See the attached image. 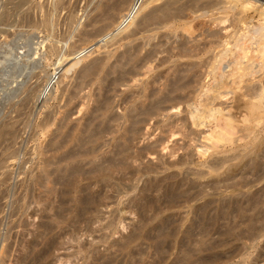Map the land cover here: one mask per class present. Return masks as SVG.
I'll use <instances>...</instances> for the list:
<instances>
[{
	"label": "rangeland",
	"instance_id": "374dc122",
	"mask_svg": "<svg viewBox=\"0 0 264 264\" xmlns=\"http://www.w3.org/2000/svg\"><path fill=\"white\" fill-rule=\"evenodd\" d=\"M97 1L0 0V264H264V117L248 121L236 102L229 52L202 76L218 48L211 42L233 34L229 20L213 21L219 9L232 19L244 5L254 23L264 0L222 2L214 15L191 0H155L110 38L101 36L126 4L110 21ZM163 7L174 15L165 26ZM196 43L206 47L193 56ZM254 62L244 78L264 87ZM218 81L227 86L215 96ZM195 113L203 124L191 125ZM224 131V141L210 139ZM203 145L213 147L202 154ZM146 180L194 187H178L171 203L148 191L143 208L136 197ZM88 195L96 197L87 205Z\"/></svg>",
	"mask_w": 264,
	"mask_h": 264
},
{
	"label": "bare ground",
	"instance_id": "6f19581e",
	"mask_svg": "<svg viewBox=\"0 0 264 264\" xmlns=\"http://www.w3.org/2000/svg\"><path fill=\"white\" fill-rule=\"evenodd\" d=\"M107 2L106 3H102L101 0H98L96 3H95V6L94 8L96 10L99 11L98 15L99 17H103V18H107V19H110L112 17V20L110 21H113V16L115 15V13H111V14H108L109 11L111 9H113L115 6V4H117L118 2H121L122 4L125 3V10L123 12H121L119 15H118V21L116 22V24L110 29V31H108L107 33L103 34L101 37L105 38V37H108L110 38L111 36H114L116 33H118L119 31H121L122 29H124L127 24L129 23V19L138 13L139 10L142 9L143 6H145L146 4L150 3L151 1H155V0H115V1H109V0H106ZM171 1V0H170ZM172 1H175V0H172ZM232 1H237V0H191V2H193V9L194 11H198V10H205L207 12H210V15H214L216 12L214 11V8L215 6L217 7V5H219L220 3L222 2H226L228 4H230V2L232 3ZM251 1V0H249ZM263 1V0H262ZM168 2V1H167ZM190 2V1H189ZM190 2V3H191ZM240 2V1H239ZM173 3V2H172ZM237 3V2H236ZM235 3V4H236ZM251 3V2H250ZM171 4V3H170ZM169 4V5H170ZM224 4V3H223ZM246 4V3H245ZM120 5V4H119ZM166 5V4H165ZM168 5V4H167ZM166 5V6H167ZM241 5V4H240ZM251 5V4H250ZM221 6V4H220ZM226 5H223L222 7V10L219 9L220 11L217 13V17H213V21H215L217 24H221V23H224L226 22V20H229V24L228 26H230L233 30V34L231 35V33L229 34L230 36L227 37L228 33L224 34L223 36H220L218 35L217 37H215V40L217 43H215V41H210L212 43V46H214V48H217L216 53L214 55H212V59L209 60L208 59V66L206 65V68L207 69H204L202 71V76L204 75H208L210 74L211 75V72H213V75L215 74V65H212L213 63L217 62L219 63L220 60L223 58L224 56V53H228L230 54V56H232V65H231V68H229L230 70L227 72V74L229 76H232V81H234L235 84V88L237 89V93L235 94L236 95V99H238L239 101H236V102H240L241 101V105L243 106V109L246 113V116H247V119L248 121H256V122H260L261 119L264 117V109H263V102L262 99L264 98V87H260L258 88L256 85L253 84L252 80L248 81L246 80L244 77L245 76H250L253 75V70L252 69V63L255 61L257 62L258 64V59L261 61V66L263 67L264 66V30L262 31V28H264V12H261V14H259L260 17L257 18V20H255L254 23H252V21H250L249 19H247V15H246V12H247V9L248 7H245L244 5L240 6L239 8V11L238 13L235 15V17H233L232 19L230 18V16L228 15V10H226ZM234 7V6H233ZM220 8V7H218ZM115 9V8H114ZM217 9V8H215ZM161 14L159 15V20L161 22H164V24L162 26H165V22H167L168 20H170L171 18L174 17V15L172 14V12H170L169 10V7H163L161 8ZM218 10V9H217ZM231 10H232V7H231ZM119 13V12H118ZM108 17H107V16ZM249 18V17H248ZM141 20L139 22H141L140 24L139 23H136V24H139L138 26H136V30L139 32V30L141 29V25L144 23H146L148 20L151 19V15L150 13H146L144 14L141 18ZM132 24L134 23V21H131ZM138 22V21H137ZM249 23H252L251 25ZM135 24V23H134ZM143 24V25H144ZM106 25V24H105ZM250 25V26H249ZM144 27V26H143ZM134 28V27H133ZM222 28H225V27H222ZM97 29V28H96ZM133 31V30H132ZM135 31V32H137ZM96 33L94 34H97L99 33V31H95ZM209 32V31H208ZM134 32H132L131 34H133ZM215 36V34H214ZM255 38L254 41L250 42L248 45L245 44V40L247 39H252V38ZM100 38V37H99ZM103 38H101L100 40H103ZM243 38V41L241 40V42H239V39ZM106 40V39H105ZM250 41V40H249ZM206 43V42H205ZM209 43V42H208ZM197 44V43H196ZM200 44V43H199ZM204 44V43H202ZM208 45V44H207ZM250 45V46H249ZM254 45V46H253ZM179 46V45H178ZM194 46V45H193ZM197 48L196 47H193V52H192V55L194 56L195 54H198L199 52H201V50H204L205 49V45L203 46H199L197 44ZM81 47V46H80ZM192 47V46H191ZM181 49V47H180ZM186 49V48H185ZM184 49V50H185ZM189 49V48H188ZM237 49V50H236ZM183 50V49H182ZM180 50V51H182ZM191 50V48H190ZM79 51V50H78ZM227 51V52H226ZM181 53V52H180ZM148 55V54H147ZM226 55V54H225ZM208 56V55H207ZM78 57V56H77ZM210 56H208L209 58ZM225 57V56H224ZM207 58V57H206ZM206 60V59H204ZM244 60V61H243ZM205 62V61H204ZM254 62V63H255ZM195 63V62H194ZM231 64V63H230ZM192 65V63H191ZM202 66L205 65V63H202L201 64ZM255 65V64H254ZM202 66H199L200 68ZM191 67V66H190ZM196 67V66H195ZM219 67V66H218ZM199 68V70H201ZM87 69V68H85ZM219 71L220 69L217 68ZM217 70V71H218ZM258 70V69H257ZM184 71V70H183ZM194 71V70H193ZM255 71V70H254ZM89 70H85V72H83V74L87 75L89 74ZM199 72V71H198ZM200 73V72H199ZM219 73V72H218ZM257 73V72H256ZM198 74V73H197ZM226 74V75H227ZM194 75V74H192ZM225 75V76H226ZM196 76V75H195ZM209 76V75H208ZM219 76H223V73H219ZM179 78V77H178ZM177 78V79H178ZM213 78V77H212ZM226 78V77H225ZM30 79V77H29ZM237 79V81L235 80ZM221 80V79H220ZM222 81V80H221ZM221 81H218L214 88H213V92H215V96H216V93L217 94H221L220 91L218 90L219 88H222L223 85H226L224 84V82H221ZM174 82V81H173ZM192 82V81H191ZM23 83V82H22ZM226 83V82H225ZM231 84V83H230ZM181 85V84H180ZM205 85V84H204ZM178 86V85H177ZM227 86V85H226ZM173 87V86H172ZM179 88V87H178ZM230 88V87H229ZM233 89V90H236V89ZM224 89V88H223ZM222 89V90H223ZM232 89V88H231ZM231 91V90H230ZM203 92V91H202ZM234 92V91H233ZM168 93V92H167ZM96 94V93H95ZM228 94V93H226ZM234 94V93H233ZM209 96V95H208ZM210 97V96H209ZM214 97V96H213ZM221 97V96H220ZM232 98V97H231ZM219 99V98H218ZM159 100V99H158ZM157 100V101H158ZM198 100V99H197ZM36 101V100H35ZM156 102V101H155ZM151 103H154V102H151ZM158 103H160L158 101ZM34 104V103H33ZM155 104V103H154ZM150 105V104H149ZM158 105V104H157ZM174 105V104H173ZM198 106V105H197ZM211 106V105H210ZM146 107V106H145ZM159 107V105H158ZM176 107V106H175ZM208 107V106H207ZM134 108V107H133ZM139 108V107H138ZM148 108V107H147ZM219 108V107H218ZM150 109V108H149ZM210 109V108H209ZM34 110V109H33ZM147 110V109H146ZM189 110V109H188ZM224 110V108H223ZM148 111V110H147ZM206 112V110H204ZM208 111V109H207ZM203 111H201V113H205ZM210 113V112H209ZM205 113L203 115H205V117H210L212 115V113ZM133 114V113H132ZM140 114V113H139ZM147 114H149V112H147ZM196 114V113H195ZM199 114V113H198ZM142 115V114H141ZM202 114L198 115H192L191 114V125L193 126H196V125H199L201 124L202 122L200 121L203 116H201ZM107 116V115H106ZM129 116V115H128ZM136 116V115H135ZM108 117V116H107ZM212 118H214L213 116H211ZM111 118V117H110ZM189 119V118H188ZM141 120V123H142V119ZM145 120V119H144ZM131 122V121H130ZM138 122L137 121H134L132 122L133 124L131 125H134ZM214 122V121H213ZM10 124V123H9ZM130 124V123H129ZM138 124V123H137ZM203 124V123H202ZM251 128V127H250ZM11 129L12 127L8 125H5L4 127V130H3V133L4 134H10L11 132ZM129 129V128H128ZM84 131V130H83ZM136 133V132H135ZM66 135V134H65ZM230 135L228 132H223L222 134H219L217 136H210V139L214 140L215 142H222L224 141V138L225 136H228ZM168 136V135H167ZM80 138V137H79ZM81 140V139H80ZM156 140V139H155ZM158 140V139H157ZM59 141V140H58ZM159 141V140H158ZM157 141V142H158ZM156 142V143H157ZM154 143V142H153ZM159 143V142H158ZM120 144V143H119ZM53 145V144H52ZM124 145V144H123ZM155 145V144H154ZM159 145V144H157ZM155 145V146H157ZM117 146V145H116ZM153 144L151 146H147V147H144L146 149V152L147 153H150L152 152L153 150ZM163 146V145H162ZM204 146V150H201L200 152L202 154H205V152L207 151V149H209L210 147H213L212 145H203ZM121 147V146H120ZM157 148V147H156ZM124 149V148H123ZM78 152V151H77ZM154 152V151H153ZM252 153L253 151H248L245 156L247 157V159L245 160V163L244 165L246 167H248L250 164L253 163V156H252ZM69 154V152H68ZM72 155V154H71ZM123 155V154H122ZM121 155V156H122ZM244 155V154H243ZM70 156V155H69ZM114 156V155H113ZM139 155H136V154H132L131 157H138ZM261 157V156H260ZM66 158V157H65ZM159 158V157H158ZM244 158V157H243ZM182 158H180V162L179 164L181 163L182 164ZM257 159V158H256ZM76 160V159H75ZM126 160V159H125ZM136 160V159H135ZM259 160V159H258ZM183 161H184V158H183ZM74 162V161H73ZM77 162V161H76ZM177 162V161H176ZM177 162V163H178ZM185 162V161H184ZM187 162V161H186ZM224 160H220V161H217V162H214L212 165H208V168L209 169H217L219 168V165L221 163H223ZM258 163V162H257ZM71 164V163H70ZM175 164V162H174ZM260 164V163H259ZM74 165V164H73ZM172 165V164H171ZM76 166V165H75ZM74 166V167H75ZM254 166H256V163L254 162ZM70 167V166H69ZM73 167V166H72ZM245 167V168H246ZM250 168V167H249ZM156 169V164H153V165H146L145 167H140V168H137V173H145L147 171H154ZM258 169V168H257ZM52 171V170H51ZM81 171V170H80ZM135 171V170H134ZM82 174V173H81ZM239 175V174H238ZM59 176V175H58ZM158 182V181H157ZM165 183H157L156 182H151V181H144L143 183V187H140V190L137 194V197H136V200L137 202H139V206H142L143 208L144 207H147V205L149 206V199H151L148 195V191L150 192H158V191H162V193L165 194V196L168 197V200L167 201V198H166V201L171 203V202H174V199L175 197L177 196L176 195V192H174L175 190H177L178 187H182L183 182L181 181H176V182H167L164 181ZM71 185V184H70ZM192 184L189 182L188 185H184L185 188L182 190H184V194L187 195V193H189L188 189L189 187H194V186H191ZM198 186V185H196ZM195 186V187H196ZM160 187V188H159ZM51 189V188H50ZM160 189V190H159ZM193 189V188H191ZM190 189V190H191ZM66 190V189H65ZM83 190V189H82ZM196 190V189H195ZM198 190V189H197ZM196 190V191H197ZM66 192V191H65ZM179 192V191H178ZM181 193V192H180ZM150 194V193H149ZM156 194V193H155ZM153 194V196L155 195ZM163 194V195H164ZM183 194V195H184ZM194 194V193H193ZM82 196V195H81ZM180 196V195H179ZM86 196H84L85 198ZM96 197V196H94ZM94 197L92 198L91 196H87L85 198L84 201H82L84 204H91L93 203V199ZM163 197V196H162ZM183 197V196H182ZM186 197V196H185ZM188 197V196H187ZM190 197V196H189ZM188 197V198H189ZM82 198V197H81ZM190 199V198H189ZM80 200V198H79ZM152 200V199H151ZM63 201V200H62ZM165 201V202H166ZM95 202V200H94ZM163 202V208L164 206H168L167 203ZM256 202V201H255ZM82 204V203H81ZM174 204V203H173ZM85 207V205H83ZM81 206V207H83ZM206 206V205H205ZM87 211H88V206L86 207ZM92 208V207H91ZM82 209V208H81ZM85 209V208H84ZM223 209V208H222ZM84 210H82L83 212ZM91 211V210H90ZM247 212V211H246ZM81 213V212H80ZM263 215V214H262ZM195 222V221H194ZM162 227V226H161ZM165 228V227H164ZM164 230V229H163ZM162 231V230H161ZM196 240V239H195ZM203 244V243H202ZM52 245V242H48L47 243V246L46 248L43 250V253L44 255L48 252V249L50 248V246ZM154 245V244H153ZM192 245V244H191ZM188 252V251H187ZM155 253V252H154ZM192 254V253H191ZM204 255V253H203ZM38 257V256H37ZM111 257V256H110ZM188 257V256H187ZM201 258V257H200ZM210 258V257H209ZM107 259V258H106ZM195 259V258H194ZM186 260V261H185ZM184 260V264H192L193 262L191 260H189L188 258H186ZM202 260V259H201ZM120 261V260H119ZM196 261V260H195ZM134 262V261H133ZM107 263V262H106ZM181 264V263H180ZM194 264V263H193ZM204 264V263H203ZM207 264V263H206Z\"/></svg>",
	"mask_w": 264,
	"mask_h": 264
}]
</instances>
